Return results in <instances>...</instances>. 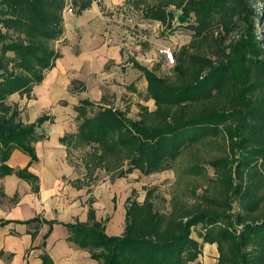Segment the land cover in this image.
Listing matches in <instances>:
<instances>
[{
    "label": "trees",
    "instance_id": "obj_1",
    "mask_svg": "<svg viewBox=\"0 0 264 264\" xmlns=\"http://www.w3.org/2000/svg\"><path fill=\"white\" fill-rule=\"evenodd\" d=\"M101 1L0 0V176L16 173L36 193L38 177L29 167L15 171L7 162L15 150L28 154L30 165L37 162L34 143L44 137L38 129L53 119L43 115L26 124L9 99L14 94L31 99L34 87L55 68L69 3L82 15ZM125 5L170 31L177 21L191 40L172 52L174 66L167 75L132 60L147 80L144 101L152 100L153 110L137 102L132 118L104 98L75 106L77 131L60 139L70 162L82 153L85 173L74 187L92 193L103 173L151 176L172 170L188 152L203 148L217 154L194 156L187 172L204 178L201 185L169 198L159 196L157 187L146 188L142 202L133 191L122 236L106 233L108 219L97 220L91 197L88 222L65 224L68 240L98 264H200L202 244L217 246V264H264V0H127ZM77 91L85 86L75 80L72 92ZM43 222L50 225L45 247L58 222ZM41 259L54 264L47 253Z\"/></svg>",
    "mask_w": 264,
    "mask_h": 264
},
{
    "label": "crops",
    "instance_id": "obj_2",
    "mask_svg": "<svg viewBox=\"0 0 264 264\" xmlns=\"http://www.w3.org/2000/svg\"><path fill=\"white\" fill-rule=\"evenodd\" d=\"M95 5L97 3L82 15L65 17L64 36L56 45L61 58L54 69L46 72L42 84L34 87L31 99L19 94L9 99L11 105L18 106L26 124L36 122L43 115L51 116L53 120L38 129V134L44 137L34 143L37 162L30 165L31 157L20 150H15L7 162L15 171L29 167V172L38 177L39 192H34L32 184L16 173L0 176V264H42L44 253L54 264H98L88 250L68 240L69 232L65 227L68 223L88 222V200L91 197L95 199L99 222L106 217L101 212V204L106 203L104 210L107 214L112 210L106 233L119 237L125 231L126 200L121 205L114 203L115 194L110 193L113 186L110 183L106 198L99 194V185L92 187V193H88V187H74L73 182L83 180L84 174L80 176L69 163L68 150L60 143L66 134L77 131L75 106L83 99H90L86 91L72 92V82L80 81L86 88L99 86L104 79L109 83L114 67L106 71V65L111 61L117 65L121 59L120 50L110 53L108 50L112 47H107L106 42L100 48L98 38L88 36L87 32L97 23L101 25V19H104L102 13L95 10ZM89 39L90 44H95L92 48L87 46ZM101 98L102 93L97 99ZM112 176L107 178L111 180ZM34 218L40 220L31 224L20 223ZM43 220L58 222L53 225L45 247L42 243L50 225ZM32 233L36 235L35 239Z\"/></svg>",
    "mask_w": 264,
    "mask_h": 264
},
{
    "label": "rangeland",
    "instance_id": "obj_3",
    "mask_svg": "<svg viewBox=\"0 0 264 264\" xmlns=\"http://www.w3.org/2000/svg\"><path fill=\"white\" fill-rule=\"evenodd\" d=\"M126 1L102 0L101 3H97L98 6L95 5V10L97 12L100 11L104 19H101V25L97 23V26H95L94 24V29L91 28L87 32L88 36L91 35L92 39L98 38L96 40L99 41L98 45L100 48L106 42L105 45L107 47H112L108 50L109 52L120 50L121 59L117 65L112 64V61L106 65V71L114 67V74L111 76L109 83L108 79H104L100 81L99 86H90L89 88L85 86V91L88 93V96L90 95L89 97L92 101L100 103L104 98L106 105L127 110L129 116L135 118L138 112L137 102H143V104L148 105L152 110L155 107L152 100L144 101V97L147 95V80L141 71L133 67L132 60H137L141 65L149 69H155L159 76L167 75L174 64L172 61L167 60L165 52L174 53L179 51L183 45L189 43L192 34L185 27H180L177 21L173 25L176 29L170 31L158 22L145 20L141 12L126 7ZM261 7V5H258L257 10H261ZM75 12L72 16L76 17L77 14ZM90 41L91 39H89L88 43ZM88 43V47L95 45ZM132 88H136L138 93H135ZM100 93H102V98L98 100ZM60 103H63V101ZM75 122L77 124L76 118ZM208 151L211 150L202 148L195 153L188 152L177 161L172 170L151 176H144L139 171H135L127 178H118L115 174L110 180L103 173L99 177L98 182L95 183V186L99 185V194H102L104 197L107 195L108 183L113 184L110 187V193L115 194L114 203L116 205H121L125 200L127 203L133 191L136 192L134 194L138 200L142 202L146 194L145 189L150 187H157L159 196L166 195L169 198L170 194L174 192L181 193L187 187L195 184L201 185L205 182L204 178L190 176L187 170L194 164L195 155H207ZM215 154H217L216 150H212V153H209V155ZM81 156L82 153H75V158H72L71 162L69 161L76 168L80 176L85 173ZM204 166L208 176L213 178L214 171L207 165L204 164ZM105 206V202L100 206L102 214L106 215L104 221L109 219L108 216L112 212L110 210L111 212L107 214V211L104 210ZM193 237L198 239L196 231L193 233ZM202 248L203 254L199 258L200 264H217L219 256L217 246L202 244Z\"/></svg>",
    "mask_w": 264,
    "mask_h": 264
},
{
    "label": "built area",
    "instance_id": "obj_4",
    "mask_svg": "<svg viewBox=\"0 0 264 264\" xmlns=\"http://www.w3.org/2000/svg\"><path fill=\"white\" fill-rule=\"evenodd\" d=\"M74 12H75V9H74L72 3H69V5L65 9L64 15L65 16L73 15ZM165 54H166L167 60L172 61V63L174 64V58H173L172 52H165Z\"/></svg>",
    "mask_w": 264,
    "mask_h": 264
}]
</instances>
